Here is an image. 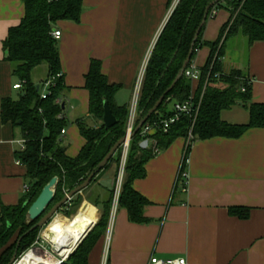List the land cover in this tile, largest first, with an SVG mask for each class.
<instances>
[{
	"label": "crops",
	"instance_id": "crops-1",
	"mask_svg": "<svg viewBox=\"0 0 264 264\" xmlns=\"http://www.w3.org/2000/svg\"><path fill=\"white\" fill-rule=\"evenodd\" d=\"M167 2L83 0L78 23H55L54 28L60 31L57 42L66 87L59 99L61 116L67 123L60 139L69 157L75 156L85 143L75 121L82 118L89 125L97 124L88 114V91L84 86L90 60H101L108 82L120 85L115 103L129 107L140 68L149 59L173 10V5L167 8ZM23 17L21 0H0V101L17 97L21 89L14 88L19 79L3 58L1 42L10 26L17 25ZM228 17L229 13L220 9L216 16L208 18L203 40H216ZM224 52L225 69L235 67L249 76L252 101L263 103L264 41L248 45L245 37L234 36L226 42ZM196 53L192 62L198 68L209 54L208 47ZM43 72L46 77L47 72ZM192 83L194 86L196 82ZM234 106L237 109L222 110L221 118L232 124L247 123L249 114L242 103ZM22 139L18 127L2 123L0 118V209L2 205H15L24 194L25 169L14 157ZM186 144L184 138H176L147 161L145 177L133 182L149 202L143 211L151 219L149 223L130 222L126 209L118 204L113 207L112 199L105 235L92 247L89 264H100L105 250L108 264H148L151 256L164 260L182 257L187 264H264V128H249L235 139L192 141L187 153V188L183 191L178 170ZM117 170L116 163L110 165L89 191L104 192V187H112ZM83 198L81 205H92L95 213L89 218L79 208L75 214L95 225L100 211ZM237 205L249 208L248 218L228 213L230 206ZM56 216L60 218H54L57 220L68 219L62 212Z\"/></svg>",
	"mask_w": 264,
	"mask_h": 264
},
{
	"label": "trees",
	"instance_id": "trees-1",
	"mask_svg": "<svg viewBox=\"0 0 264 264\" xmlns=\"http://www.w3.org/2000/svg\"><path fill=\"white\" fill-rule=\"evenodd\" d=\"M21 1L24 5V17L17 25L10 26L1 44L3 58L10 63L11 73L23 84L17 97L1 99L0 118L2 123L18 127L25 141L24 149L15 151L14 157L25 169L24 177L28 190L20 196L15 205L1 206L0 264H7L14 254L19 257L39 239L41 230L34 227L37 220L27 221V212L44 185L51 178H58L52 206L66 192L83 182L90 172L98 169L99 163L114 143L126 135L129 115L128 106L118 105L114 100L120 85L108 82L101 70L100 59H91L84 76V86L88 91V114L97 124L92 126L82 118L77 119L75 122L85 143L75 156L69 157L66 154V147L61 143L60 136L61 129L65 128L67 123L61 116L62 103L58 102L66 87L63 83L59 42L52 36V32L57 21L73 23L80 21L83 0ZM213 1L215 0H178L172 8L145 67L135 126L180 73L194 33L201 24L207 5ZM171 2L172 0H168L167 8L171 6ZM220 9L226 10L229 17L220 27L217 39L203 40L204 25L193 46L189 63L203 46L208 47L209 52L203 65L198 67L200 76L195 85L193 86L183 72L176 80L174 88L165 95L159 108L128 141L124 177L117 203L126 209L127 217L132 223L145 224L151 221L143 214L148 200L133 186L135 179L145 177V165L156 155L152 145L141 147V142L146 139L141 135L142 127L146 123H157L160 119L170 117L172 115V109H168L170 103L173 105L175 102L185 101L191 92L196 103L200 101L193 123L191 117L183 114L167 131L156 129L151 134L159 152L168 148L178 137L186 140L190 132L192 138L185 148L184 158H187L192 141L214 137L235 139L249 128H264V102L252 101L251 78L235 67L226 70L222 62L226 42L232 37L238 35L245 37L248 45L264 41V0H219L209 10L206 20L212 10ZM41 65L47 72L45 79L54 78L50 92L45 98L41 97V87L34 83L32 73ZM36 86L39 87L38 90ZM105 101L116 118V123L109 128L102 122ZM238 101L248 111V122L232 124L224 121L221 118L222 110L229 109ZM120 155L121 146L109 162L96 173L89 186L60 208L59 212L66 217L74 215L85 195V200L100 211L97 223L76 250L61 264H89L88 257L92 247L105 235L112 208L113 186L104 187V192L89 191V188L112 163H120ZM185 168L183 163L179 171ZM178 179L182 186L180 174ZM81 208L83 214L89 218L95 213L90 204L83 203ZM228 213L246 219L249 216V208L240 205L230 206ZM68 222L69 220L65 222L56 219L53 228L60 230Z\"/></svg>",
	"mask_w": 264,
	"mask_h": 264
},
{
	"label": "built area",
	"instance_id": "built-area-1",
	"mask_svg": "<svg viewBox=\"0 0 264 264\" xmlns=\"http://www.w3.org/2000/svg\"><path fill=\"white\" fill-rule=\"evenodd\" d=\"M178 1V0H177ZM177 3V2H176ZM174 7V6H173ZM217 11L218 10H212L208 16V18H213L214 16H216L217 14ZM60 35V31L59 30H56L54 29V31L52 32V36L55 37V38H58ZM147 60H148V57L145 61V63L143 64V66L140 68V72L138 74V76L136 77V80L134 82V87L132 89V94H131V101H130V104H129V107H128V118H127V123H126V129H127V133H126V136H128L131 131H133V128L135 126V123H136V118H137V114H136V109H137V104H138V101H139V96H140V92H141V88H142V81H143V78H144V73H145V67H146V63H147ZM184 74L187 78H189L191 80V83L192 82H196L198 79H199V76H200V70L199 68H197L193 62L189 63L188 66L186 67V69L184 70ZM54 78L50 77V78H47V79H43L39 84L38 86L41 87V97L42 98H45L47 96V94H49L50 92V88L51 86L53 85V80ZM251 81V79H250ZM252 82V81H251ZM22 84L23 82L21 80H19L16 84H14V88H21L22 87ZM193 84V83H192ZM242 91L244 90L243 88L241 89ZM58 102L61 103V101L58 100ZM199 104H200V101H198L196 103L195 101V97L193 96V93L191 92L189 94V98L186 99L185 101L183 102H175L172 106V115L168 118H165V119H160V121H158L157 123H146L143 127H142V131H141V135L143 137H146V139L144 140H147V143L148 145H152L153 149H154V152L156 154L159 153V150L156 148V141L155 139L151 136V134L153 132L156 131V129H162L164 131H167L169 129V127L171 125H173L179 118L181 115H188L189 117L192 118V123L193 121L195 120L196 116H197V111H198V107H199ZM59 117H61L60 115H58ZM66 131L65 129H61V134H64ZM190 136L191 135V132L189 133ZM24 140H20L19 141V144H20V149H24ZM187 145L190 144V140L189 142L186 141ZM128 147H129V144L128 142L124 143L122 146H121V155H120V163H119V168H118V172H117V177H116V181H115V191H114V195H113V207H115L118 203H117V199H118V195H119V192L121 190V183H122V180H123V177H124V166H125V157H126V154H127V151H128ZM16 162L20 163L18 160H16ZM184 163L185 167L187 168V165H188V157L187 158H184L182 156V161L180 163V166H179V169L181 167V165ZM183 169V170H178L180 176H181V180H182V186H183V191L186 190L187 188V180H188V171L187 169ZM28 190V186L26 184H24L22 186V191L23 192H27ZM106 238H107V241L109 239V234L107 233L106 234ZM48 242V241H47ZM38 243V240L35 241V243L28 249L31 250V249H39V248H36V247H33L35 244ZM49 243V242H48ZM53 250V248H52ZM44 251H49L50 250H44ZM54 251V250H53ZM51 253V252H50ZM25 253H23L22 255H20L17 260L13 263V264H17L18 260L24 255ZM67 259V258H66ZM65 259V260H66ZM63 260V261H65ZM61 261V259H60ZM149 263L148 264H187L186 260L182 257H179V258H176V259H160L156 256H151L150 259L148 260ZM100 264H108L107 263V250L104 251V254L100 260Z\"/></svg>",
	"mask_w": 264,
	"mask_h": 264
},
{
	"label": "water",
	"instance_id": "water-1",
	"mask_svg": "<svg viewBox=\"0 0 264 264\" xmlns=\"http://www.w3.org/2000/svg\"><path fill=\"white\" fill-rule=\"evenodd\" d=\"M218 1L219 0H215V1L211 2L209 5H207L206 11H205L204 16L202 18V21L200 22L201 24L194 33L193 41L191 43L190 49L188 50V55L182 64V67H181L182 69H181L180 73L174 78L172 84L165 90V92L160 95L159 99L155 102V104L147 111L146 116L133 128V131H131V133L128 136L125 135L122 138L118 139L116 143H114V145L109 149V151L103 157V160L99 163L98 169L90 172L88 174V177L83 182L74 186V188L71 189L70 191L66 192L64 194V196L61 199H59L58 202H55L54 204H52V206H51V203L53 202L54 195H55L54 188L58 182V178L53 177L44 185V187L41 189L40 194L30 204V207H29L28 212H27V221L30 222L32 220H37V223L34 225V227H39L40 230L44 229L45 226H47L52 221V219L58 214L60 208L65 203H67L70 199H72L74 197V195H76L78 193L81 194L83 192V190L89 186L91 180L96 176V173L109 162L110 158L117 151V149L120 146H122L124 143L128 142L131 139V137L139 130V128L146 122V120L159 108L160 104L165 99L164 98L165 95L168 94L174 88V85L176 84L175 83L176 80L183 74L184 70L188 66V63L190 62V59L192 56L193 46L198 39L197 37H198L202 27L206 24L205 22H206L208 12L211 9V7L214 4H216V2H218ZM36 87L38 90L39 87L38 86H36ZM237 103L241 104L240 101H238ZM102 115H103L102 122L106 128H109L116 123V118L114 115H112L109 104L107 101L104 102ZM147 145H148L147 140H144L141 142L142 148H146ZM93 226L94 225H92L90 227V229L85 233L84 237L77 244V246L85 239V237L88 235V232H90V230ZM75 250H76V248H75ZM17 258L18 257L16 256V254H14L7 264H13L17 260ZM63 260H64V257L61 258V261H59V264H61V262H63Z\"/></svg>",
	"mask_w": 264,
	"mask_h": 264
},
{
	"label": "bare ground",
	"instance_id": "bare-ground-1",
	"mask_svg": "<svg viewBox=\"0 0 264 264\" xmlns=\"http://www.w3.org/2000/svg\"><path fill=\"white\" fill-rule=\"evenodd\" d=\"M56 222L53 219L48 225L51 227ZM94 225L92 220L80 219L72 216L69 223L60 232H53L48 228L42 234L55 252L43 251L40 249H31L27 251L17 262V264H59L61 258L64 260L75 251L77 244L84 237L85 233ZM41 251V252H40Z\"/></svg>",
	"mask_w": 264,
	"mask_h": 264
},
{
	"label": "rangeland",
	"instance_id": "rangeland-1",
	"mask_svg": "<svg viewBox=\"0 0 264 264\" xmlns=\"http://www.w3.org/2000/svg\"><path fill=\"white\" fill-rule=\"evenodd\" d=\"M176 2H177V0H172V2H171V7H172V5L174 6L175 4H176ZM44 69V67H43V65H41V67H39V68H35L34 70H33V80L36 82V83H39V81L41 80V79H44L43 77H45V73L43 72V69ZM235 105V104H234ZM233 105V106H234ZM231 107L230 109H228V110H234V109H237L236 108V106H234V107ZM172 108V103H170L169 105H168V109H171ZM243 112V111H242ZM232 114V113H231ZM191 138H192V136H190L189 134H188V136H187V138H186V141H188L189 142V140H191ZM113 164V163H112ZM111 164V165H112ZM117 166H118V168H119V164H117ZM117 172H118V170H117ZM117 172H116V176H115V179H114V183H113V189H114V191H115V181H116V177H117ZM114 194V193H113ZM85 195H83V197H84ZM81 207H82V205H81ZM81 207H79L78 209L79 210H81L82 212H83V210H82V208ZM78 209H77V211H78ZM77 211L75 212V213H77ZM84 213V212H83ZM58 214H60V212L58 213ZM80 215V214H79ZM78 214H74V215H72V216H77L78 218H80V219H83V218H81L80 216H79ZM86 215V214H85ZM71 216V217H72ZM56 217H58V216H55L54 218H56ZM53 218V219H54ZM59 218V217H58ZM70 217H68V219H61V220H64L65 222H67L68 220H70L69 219ZM53 219H52V221H53ZM60 219V218H59ZM87 220V219H86ZM69 223V222H68ZM49 229L51 228V229H53V225L51 226V227H48ZM47 228V226H45V228L44 229H42L41 231H40V233H39V239H38V243L37 244H35L33 247H36V248H39L40 250H50V252L51 253H53L54 255H55V252L52 250V246L50 245L51 244V242H47L48 241V239L46 240L45 239V237L42 235L43 233H44V231L46 230V229H48ZM59 232H60V230H59ZM27 252V251H26ZM25 252V253H26ZM41 252V251H40Z\"/></svg>",
	"mask_w": 264,
	"mask_h": 264
}]
</instances>
